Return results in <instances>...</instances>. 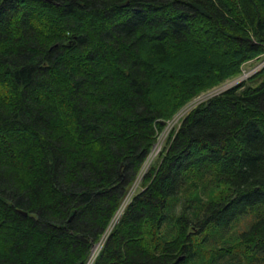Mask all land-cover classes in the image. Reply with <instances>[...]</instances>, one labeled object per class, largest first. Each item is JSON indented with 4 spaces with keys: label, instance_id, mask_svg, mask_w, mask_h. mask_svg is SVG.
<instances>
[{
    "label": "trees",
    "instance_id": "1",
    "mask_svg": "<svg viewBox=\"0 0 264 264\" xmlns=\"http://www.w3.org/2000/svg\"><path fill=\"white\" fill-rule=\"evenodd\" d=\"M260 58L264 0H0V264H264V64L125 203Z\"/></svg>",
    "mask_w": 264,
    "mask_h": 264
},
{
    "label": "rangeland",
    "instance_id": "2",
    "mask_svg": "<svg viewBox=\"0 0 264 264\" xmlns=\"http://www.w3.org/2000/svg\"><path fill=\"white\" fill-rule=\"evenodd\" d=\"M264 64V60L263 58H260L259 60L257 61H251V62H248L246 63V65L243 66V69H242V74L239 75L238 77L236 78H233V79H230L226 82H224L223 84H221L220 86L218 87H215L213 88L212 90L200 95L199 97L195 98L193 101L189 102V104H187L186 106H184V108H182L176 115L175 117L168 123L166 129L164 131H162V133H160V135L158 136V139H157V142L156 144H160L158 145L160 147V150H161V147L164 143V140L166 139V136L169 132V130L173 127V126H177L180 121L182 120V118L187 114L186 112H188L189 110H191L196 104H198L199 102H202L203 100L215 95V94H218L224 90H226L227 88L237 84L238 82H240L241 80L245 79L246 77L250 76L251 74H253L255 71H257L262 65ZM249 73V74H248ZM251 73V74H250ZM245 74H248V75H245ZM188 110V111H187ZM180 112H182V116H180L178 119H176V116L180 115ZM186 113V114H185ZM181 118V119H180ZM154 149H152L151 153L153 152ZM160 150H158V152L156 153V155L150 160V163L152 161H155L154 159L157 157L158 153L160 152ZM149 155L147 161H149L150 157H151V154ZM145 162V166L143 167V170L142 172H145L146 169L149 167L148 165L150 164L149 162ZM149 163V164H148ZM144 173H141L140 176L142 177ZM140 176L137 178V180L135 181L134 185L132 186L131 190H133V192L131 193V195L137 190L138 186H139V183H140ZM130 195V194H129ZM130 195V196H131ZM247 222V221H246ZM243 227V224L239 223L237 225V231L239 230H242Z\"/></svg>",
    "mask_w": 264,
    "mask_h": 264
},
{
    "label": "bare ground",
    "instance_id": "3",
    "mask_svg": "<svg viewBox=\"0 0 264 264\" xmlns=\"http://www.w3.org/2000/svg\"><path fill=\"white\" fill-rule=\"evenodd\" d=\"M199 97V96H198ZM193 100V99H192ZM184 108V107H183ZM188 111V110H187ZM187 113V112H186ZM185 113V114H186ZM182 114V112H180V115H178V116H176V119H178L180 116H182L181 115ZM175 117V116H174ZM181 119V118H180ZM158 145H160L159 143L158 144H155L154 145V147H153V152L151 153L152 155H151V157H150V159H149V161H147V162H149L150 163V160L156 155V153L158 152V150H160V147L158 146ZM148 163V164H149ZM150 165V164H149ZM148 165V166H149ZM145 166V165H144ZM143 173V172H142ZM140 178H141V176H140ZM135 188V187H134ZM134 188H133V190H134ZM133 190L132 191H130L129 193H128V195H127V199H126V201H125V203L127 202V200L130 198V195H131V193L133 192ZM130 194V195H129ZM123 205V204H122ZM121 208V207H120ZM119 212V211H118ZM118 217V216H117ZM117 217L115 218L116 219V221H117ZM115 221V222H116ZM114 222V223H115ZM113 223V224H114ZM111 226H113V225H111ZM110 231H108L105 235H104V237L103 238H105L107 235H108V233H109ZM90 259L92 260V262H93V260H94V258L92 257V256H90V258L88 259V261L86 262V264H90ZM92 264V263H91Z\"/></svg>",
    "mask_w": 264,
    "mask_h": 264
},
{
    "label": "built area",
    "instance_id": "4",
    "mask_svg": "<svg viewBox=\"0 0 264 264\" xmlns=\"http://www.w3.org/2000/svg\"><path fill=\"white\" fill-rule=\"evenodd\" d=\"M249 74V73H248ZM248 74H245V75H248ZM251 74V73H250ZM247 78V77H246ZM102 242L103 241H100L92 250V253L90 256H92L93 258H95V256L97 255V253L99 252L101 246H102ZM90 264L92 263V260L90 259Z\"/></svg>",
    "mask_w": 264,
    "mask_h": 264
}]
</instances>
